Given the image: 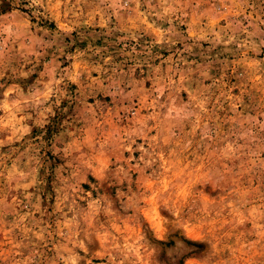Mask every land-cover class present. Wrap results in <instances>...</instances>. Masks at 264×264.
I'll list each match as a JSON object with an SVG mask.
<instances>
[{
  "label": "rangeland",
  "instance_id": "rangeland-1",
  "mask_svg": "<svg viewBox=\"0 0 264 264\" xmlns=\"http://www.w3.org/2000/svg\"><path fill=\"white\" fill-rule=\"evenodd\" d=\"M0 264H264V0H0Z\"/></svg>",
  "mask_w": 264,
  "mask_h": 264
}]
</instances>
